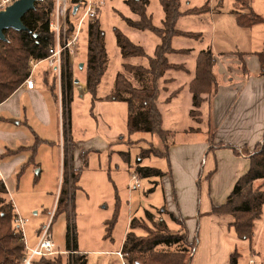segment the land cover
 I'll list each match as a JSON object with an SVG mask.
<instances>
[{"label": "rangeland", "instance_id": "374dc122", "mask_svg": "<svg viewBox=\"0 0 264 264\" xmlns=\"http://www.w3.org/2000/svg\"><path fill=\"white\" fill-rule=\"evenodd\" d=\"M81 1L78 2L79 5ZM149 1V10L152 13L154 12L153 21L156 25H160L162 20L155 18L157 12H160L162 17L159 0ZM95 2L99 7L97 13L100 17L101 28L104 33L103 40L108 62L105 74L96 90V96L100 97V99L93 100L91 95L86 91L83 92L81 90L82 87H80L81 94H78L77 99L74 98L73 101H70V103L72 102L70 106L73 118L71 136L81 142L78 149L74 151H86L84 162L80 158V153L77 154V160L75 159L78 161L77 166L82 167V169L71 192L70 207L56 213L57 199L62 182V172L60 173L59 171V165L61 166L62 163L58 159V144L61 131L60 127H58V132L57 124L55 123L41 127L39 123L34 122L32 128L36 136L47 139V143L40 142L35 145L33 161L28 160L32 154L31 147L22 151V160H19L11 171L6 172V174L4 173L3 179L7 183L9 191V196L8 193L6 194L7 199L10 198L19 217L25 221L23 232L26 243L29 246H33L36 243L39 230L49 223V230L56 250H66L67 235L71 231V233L73 232L76 248L79 250L78 254L82 253L85 255L86 264H121V258L114 252L120 250L124 235L131 230V228L129 229L130 221L132 219L136 220L137 227L133 229L136 234L145 235L147 227H151L153 230L158 229L156 223L159 219V216L157 217L159 213L157 211L163 202L161 189H150L152 182L158 180V177H140L141 186L131 189V174L136 171V165L140 163L144 166L157 167L162 171L168 170L170 158L168 157V159L165 156V152L166 145L168 146L171 141L187 143L204 140L207 137L209 147L217 145L216 143L219 140H233L238 144L247 143L249 147L245 146L251 150L253 149L251 145L255 143L254 140L260 141L262 136L263 131H261V128H264V105L257 104L255 106V111L252 115L255 120L253 121L255 125L253 130H248L247 127L240 128V131L235 130V128L229 130L228 128L214 127L215 124L213 125V121L212 123L210 121L207 131L192 132L191 130H194L196 127L200 129L201 125L199 119H197L198 117L191 116L188 111L191 107V102L189 93L183 86V75L186 76L187 74H183L184 72L181 71L183 68L176 70L174 76L179 77V83L177 84L173 80L171 81L172 72L166 73V71L163 76L165 80L162 82L165 89L160 100L166 102V98L175 90H177V95H174L173 97H176L168 104L159 102L165 112L163 115L164 128L174 131H170L169 134H163V140L157 134L149 132H129L126 126L125 102L120 103V100L101 99L105 96H118L119 94L114 89V76L116 72L113 73L112 67L114 69L119 68L132 81L133 86H142V83L137 80L136 76L124 70V64H120L119 60L116 61L118 65H111L110 57L112 56L113 45H115L113 27L120 28L133 41L137 39L138 41L135 42L137 45L144 46L147 55H151V49L139 41L148 42L149 45L150 40L147 39V36L144 38L141 35L139 37L134 34L132 35L133 32L138 30L132 29L122 21V16L135 18L126 5L125 0H95ZM204 2L205 0H180L182 10L188 7L201 6ZM252 2H255L256 6H263L264 4V0H252ZM54 3L55 0H53V9ZM78 4L74 3L70 5ZM252 6L254 5L252 4ZM241 7L237 6L236 8L242 12H247L245 8ZM52 14L50 20L52 19ZM258 14L264 17V10ZM77 17H80V14ZM73 18L72 20L76 22L75 17ZM88 20L82 24L77 48H75L72 57V76L79 79L80 86L85 81V40ZM177 27L182 30L199 31L202 33L201 40L181 36L173 39V47L188 49L190 56L207 47H211L215 52H230L232 55L230 59H236L235 53L242 50H264V25L252 27V31L238 26L232 14L231 0L224 1L221 11L217 13V16L210 18L207 13L185 16L178 20ZM258 27H261L260 32L257 31ZM139 32L143 31L139 30ZM151 38L156 40V43L158 42V39L154 35ZM184 56L186 57V55L178 54V58L176 56L172 57L170 62H181L178 59H184ZM215 56L219 61L221 55L215 53ZM146 59V56H135L122 58V62L140 65L144 64ZM186 62L191 64L193 57H187ZM245 62L250 67L254 61L252 58L250 60L246 58ZM80 63H82V67H79ZM233 63H231V68L235 69L236 66ZM219 64H217L218 66L214 70L217 78V88L222 79L219 74ZM176 81L178 80L176 79ZM70 94L72 93L70 92ZM211 97L205 100L204 104L202 103L203 105L201 104L203 115L200 116L203 121L208 116L210 117L209 119L212 118L210 102L213 106L214 100ZM59 100L62 103L64 114L65 108L61 95ZM261 115L262 117H260ZM0 125L1 128L19 129L20 133L24 135L23 137H19L22 145H27L28 147L34 144L35 136L29 128L26 129L23 126L17 128L15 124L7 122L4 124L0 123ZM53 125H55V128ZM202 125L204 126V124ZM189 127L192 129H189ZM54 141L56 145L52 143ZM224 143L227 144L228 142ZM233 143L229 144L234 145ZM143 149L146 150L145 153H149V156H141L140 153ZM208 152V155H214L212 156L213 165L214 168H218V174L214 180V184H212L213 189L214 187L216 189L220 187L221 189L227 183L229 177L233 175V168H236L234 161L231 159L232 149L220 147L209 150L208 148ZM208 152L204 154L206 155ZM35 162H39L40 164L34 166ZM207 163L208 160H206V166ZM245 163H248L249 167L248 158L245 160ZM242 164L240 162L239 165L241 166ZM72 166L78 168L75 166L74 161ZM206 166L205 168H207ZM159 185L161 186L160 183ZM151 206H154L153 211H151L155 215L154 219L149 221L145 217V209H149ZM232 237L237 236L233 235ZM249 242L251 249L247 241L235 238L234 248L239 253L236 264H264V208L261 220L258 222L255 233ZM174 248L176 247H171V249ZM105 251L112 252L105 253ZM67 253L74 252L70 250ZM70 256V254H62L46 258L55 259L62 264H70ZM249 260H252V263H248ZM43 262L36 259L33 264H44Z\"/></svg>", "mask_w": 264, "mask_h": 264}, {"label": "trees", "instance_id": "16d2710c", "mask_svg": "<svg viewBox=\"0 0 264 264\" xmlns=\"http://www.w3.org/2000/svg\"><path fill=\"white\" fill-rule=\"evenodd\" d=\"M78 4L81 0H69ZM128 8L137 18L132 19L122 16L123 21L131 28L147 30L160 38L153 55H147L142 46L133 43L119 28L114 27L116 45L119 47L122 57L146 56L147 66L124 64V70L132 73L142 86L135 87L132 81L122 72H118L114 79V89L118 96H108L110 100L125 101L128 104L127 127L129 132H149L157 134L163 140V134H169L162 126V115L157 107V101L161 91V80L168 70H179L181 64L171 63L168 55L172 53H187L188 49H174L171 41L175 36L200 39L201 32L183 31L177 27L178 20L187 15H199L208 10V2L201 6H193L181 10L180 0H160V6L164 14L161 26L154 25L152 15L148 12L149 0H125ZM248 0H233V6H242L247 12L236 11V23L241 27H250L264 22V17L248 8ZM53 9V0H38L33 9L28 10L21 18L24 29L12 28L3 31L4 38L0 39V102L7 99L27 78L31 69V60H40L48 53V48L53 42V33L49 28V21ZM237 9V8H236ZM98 12V10H97ZM104 33L100 28L99 15L88 20L86 33V64H85V89L96 98V90L101 82L107 66V52L104 46ZM260 73H264V52H258ZM66 61V60H65ZM215 57L211 48L202 49L195 59L194 77L189 83L191 108L189 114L201 119L200 106L209 97L213 96L217 89V80L213 72ZM72 69L65 62L61 75L62 99L64 116L70 114L71 101L70 90L73 85ZM52 82L51 90L55 88ZM67 91V95H65ZM177 94V90L171 92L166 102ZM69 127V126H68ZM68 129H64L65 139ZM37 141L39 139L36 137ZM210 142V140H209ZM212 148L229 147L236 155H245L249 159V167L234 184V187L225 202L211 204V210L217 214H231L234 221L231 227L239 239L251 240L258 222L261 220L264 208V134L253 149L245 145L225 144L217 142ZM35 146L29 161H33ZM141 151V156H149ZM160 153V152H159ZM80 158L85 161L86 151L80 152ZM141 160V159H139ZM82 167L74 168L65 162V170L62 175L60 192L57 199L56 213L70 207L71 192L79 178ZM136 170L141 178L160 177L163 172L155 167L138 165ZM212 172H210V175ZM7 190L0 180V264H20L23 258V239L19 229L14 224L15 211L11 200L6 197ZM165 209H159L160 214ZM145 217L151 221L154 214L145 211ZM171 219L180 226V231L174 232L167 228L163 219L159 218L158 229L147 227L145 235H137L133 229L137 227L135 219L129 223V230L124 237L120 253L126 264H188L195 245L196 237L188 240L187 230L182 218H176L170 213ZM175 246L176 248L171 249ZM72 250L74 253H67ZM70 254V264H86L85 255L78 254L73 239V232L67 235V248L65 252L53 256ZM52 257V256H51ZM238 254L233 251L230 255V263L236 264ZM44 264H62L55 259L40 257Z\"/></svg>", "mask_w": 264, "mask_h": 264}, {"label": "crops", "instance_id": "0c3cea01", "mask_svg": "<svg viewBox=\"0 0 264 264\" xmlns=\"http://www.w3.org/2000/svg\"><path fill=\"white\" fill-rule=\"evenodd\" d=\"M224 1L223 0L222 1L221 0H205V2H208V10L205 13L209 14L210 18L217 16V13L221 11ZM248 2H249L248 8L251 9L252 11L262 13V10H264V4L263 6H256L255 2H252V0H248ZM159 3H160V0H159ZM252 4L254 6H252ZM149 6H150V1L148 5V12L152 15V21H153L154 12L152 13L149 10ZM231 7H232V14L234 18H236V14H235L236 11H239V12L241 11L239 9H236L233 6V0H231ZM131 13L134 14L133 12ZM187 16H192V15H187ZM134 17L135 18H132V19L137 18L135 14H134ZM155 18L158 20L160 19L163 20L164 18L163 11H162V17L160 15V12H157L155 14ZM99 20H100V17H99ZM235 22H236V19H235ZM161 24H162V21H161ZM161 24L156 25L154 23V25L156 26H161ZM259 25H264V22L254 24L250 27H241V26L240 27L246 28L252 31V27H257ZM100 28H101V22H100ZM260 28L261 27H258L257 31L260 32L261 31ZM140 31H143V32H139L138 30V31L133 32L132 35L133 34L137 35V37L141 35L144 38L145 36L148 37L147 39L150 40L149 45H148V42L146 43L142 41H139V42L144 43L146 47L148 46L151 49L152 52L150 56H152L156 45L159 44L160 42V38L150 31H147V30H140ZM183 31H191V30H183ZM192 32H199V31H192ZM151 34L154 35L158 39L157 43H156V40L151 38L152 36ZM176 37L178 36L173 37V39ZM128 38L132 42L137 44L135 42V41H138L137 39L135 40L133 37V39L135 40L133 41L130 37ZM173 39L171 41L172 47H173V44H172ZM249 39H250V36H249ZM257 39H260V38H257ZM113 46L114 47L112 48V56L110 57L111 65L112 64L114 66L118 65V63H116L117 60L120 61V64L121 63L126 64L122 62L123 61L122 58L124 57H122V55L120 54V50H119V47L116 45V42H115V45ZM142 47L145 51L144 46ZM173 48L174 49H184V48H175V47ZM211 50L213 52V56L215 57V65L213 67V72L215 70V67L218 66L217 64L220 63L219 64L220 65L219 74L221 75L222 79H221V82H219L220 84L217 88V92H215V94L211 97L214 100L213 106L210 102L212 118L209 119L210 117L208 116V118L205 121L200 119L199 120L200 125H201L199 127L200 129H197V127L196 128L193 127L194 130H191V131L192 132L207 131V127L210 121L211 123L213 121V125L215 124L214 127L217 126L221 128H228L229 130L232 128H235V130H238V131L241 130L240 128L247 127L248 130H253L255 128L253 121L255 120L252 115L255 111V106L257 104L264 105V73L263 74L260 73V63H259V59L257 55L258 52H264V50H260V51L259 50L255 51L252 49L248 51L242 50L240 52L235 53L236 56L235 55L234 56L236 59H230V56H232L230 52H224V51L215 52L213 51V49ZM198 52H196V54L191 55L193 57V62L191 64L186 62V58L191 57L189 55L190 53L188 52L183 53V54L182 53H172L168 55L169 61L171 60L172 57H175V56L177 57L178 54L186 55V57L184 56L185 57L184 59H178V60H181V62L173 61V63L183 65V70L181 71L184 72L183 74L186 73L187 75L186 76L183 75L184 84L183 83L182 84L189 93V99H190L189 83L194 77L195 59H196ZM73 53L68 57V64L70 65L72 72H73V67H72ZM215 53H218L219 55H221V57H219L220 58L219 61L217 60ZM85 57H86V45H85ZM131 57H135V56H131ZM246 58H248L249 60L252 58V60L254 61L251 63L252 64V66H250L251 68L249 67L247 62H245ZM232 62H234L233 64L236 66L235 69L231 68ZM147 64H148V59L145 60L144 64H140V65L147 66ZM112 71L113 73L116 72L115 76L118 72H121L119 68L114 69L113 67H112ZM175 71L176 70H169L166 73L172 72L173 75H172L171 81L173 80L174 83L178 84L179 77L174 76L176 73ZM115 76H114V79H115ZM31 78L34 80L33 88L29 89L24 83H22L7 99L0 102V123L4 124L5 122H7L9 124H15L17 128L20 126H23L26 129L29 128L31 130V133L34 134L35 136L34 144L27 147V145L21 144V139L19 137H23L24 135L23 133H20L21 131L19 129L16 128L17 130H15L13 128L12 129L1 128V125H0V173L2 175L0 176L2 180L1 179L0 180L4 183L8 196H9V191L6 185L7 183L3 179L4 173L6 174V172L11 171L15 167L17 162L19 160H22L23 158L21 154L22 151H25L27 150V148H30V147L32 148L33 146H35L36 144L40 142H45V144L47 143L46 142L47 139L36 136V133L34 132L32 128V126L34 125V122L39 123L41 127H46L53 123L57 124V128L60 127L61 133L59 136L60 141L58 144V148H59L58 149V159H59V162L62 163L61 166L59 165V169H60L59 171L60 173L62 172V175H63V171L65 170L66 161L68 164L71 163L72 165L74 161L75 166L78 165V161L76 160H77V154L80 153V151L77 150L75 152L74 150L78 149L79 144L81 142H79V140H75L71 136L73 118H72V108L70 104L72 102L69 104L70 114H67L66 116H64L63 111H62V103L59 100L60 95L62 99V89H61L62 87L60 85L61 79L57 77V75L55 74L53 70L48 69L44 63L39 64L37 67H35L32 70ZM176 79L178 81H176ZM85 80H86V76H85ZM164 80L165 79L163 77L161 80V84H160L161 91H160L159 98L157 101V107L162 115V126H163V115L165 114V112L160 106L159 101H161L162 104H168L176 97V96L173 97L168 102H164V100H160L161 95L165 89L164 85L162 84ZM52 82L55 83L54 85L55 88L53 91L50 88ZM72 86L73 87L71 88L70 92L72 93L71 100L73 101L74 98L76 99L78 98V94H81V90H83V92L86 91L85 81L80 86L79 79L74 77ZM80 87H82L81 90H79ZM64 93L65 95H67V91H65ZM88 94L91 95L90 93ZM107 97L108 96H105L101 99L108 100ZM92 99L97 100V99H100V97L98 98L96 96V98L92 97ZM119 102L123 103L125 101H119ZM125 104H126L125 114H126V126H127L128 104L126 102ZM200 112H201V115H203L202 106L200 107ZM260 117H262V115ZM250 121H252L251 124H250ZM202 124H204V126ZM240 124H243V125H240ZM53 127L55 128V125H53ZM190 128L191 127H189V129ZM64 129L66 130L68 129V132H69L66 139L64 135ZM164 129L174 131L169 128H164ZM261 129H262L261 131H263L262 132V136H263L264 128H261ZM58 132H59V128H58ZM185 132H188V131H185ZM36 137L39 139V141H37ZM73 140H75L76 142ZM254 141L255 143L259 142L257 140H254ZM219 142H222V143L234 142L233 144L237 146H241V145L248 146L247 143L238 144V143H235V141L233 140H226V141L219 140ZM52 143L56 145L55 141ZM255 143L252 144L251 147H253ZM208 144L209 143H208L207 137L204 140L192 141V142H187V143H177L176 141H171L168 146L166 145L167 148L165 152V156L167 158L168 157L170 158V159L168 158L170 161V165H169L170 167L166 171L161 170L163 172V175L158 177V180L152 182L150 189L151 190L154 188L161 189V192L163 194V202H162L160 209H165V211L161 212L158 215L156 214V215L157 217L159 216V218L164 220L168 229L172 231H180L179 224L175 222L173 219H171L170 217V213H172L176 218L183 219L185 226H186V230H187V237L189 238L188 240H192L194 237H196L195 249L191 257L189 258L188 264H229L231 253H233V251H236L237 254H239L238 251L234 248V240L235 238L237 239L239 238L232 237L235 234H234L233 228L230 226L231 223L234 221V217L231 214L213 213L211 210V204H222L225 202L226 198L232 191L237 179L242 174H244L248 169V163H245V160H247V157L243 154L236 155L232 151L233 153H231L232 154L231 159L234 161V164L236 165V168H233V175L229 177V180L221 189L220 187H217V189L214 187L213 189L212 184H214V180L218 174L217 172L218 168L217 167L214 168V165H213L212 156L214 155H208L209 154ZM94 151L96 150L94 149ZM205 152H208V153H206L205 155L204 154ZM30 157L31 155L29 156V158ZM206 160H208L207 166H206ZM240 162L243 163L241 166L239 165ZM39 164H40L39 162H35L33 165L38 166ZM138 165L144 166L138 163L136 167ZM205 166L207 168H205ZM149 167H154V166H149ZM210 172H212L211 175H210ZM159 183L161 184V186L159 185ZM153 207L154 206H151L149 209H145V210L154 214L152 212ZM14 211L16 212L15 207H14ZM137 235H140V234H137ZM242 240H245V239H242ZM245 241L248 242V245L251 249L249 240H245ZM56 251H58L59 253L65 252V250L63 251L56 250ZM111 252L112 251H105V253H111ZM119 252L120 250H117L114 253L119 256L118 254ZM252 252L254 253L253 249H252ZM122 261H123V258L121 259V264H122ZM248 263H250V260L248 261Z\"/></svg>", "mask_w": 264, "mask_h": 264}, {"label": "built area", "instance_id": "2783aa9c", "mask_svg": "<svg viewBox=\"0 0 264 264\" xmlns=\"http://www.w3.org/2000/svg\"><path fill=\"white\" fill-rule=\"evenodd\" d=\"M15 1L0 0V10H5ZM70 4L73 3H70L69 0H55L52 19L49 22V28L53 33V42L50 44L48 53L44 58L30 61L31 69L23 82L29 89L34 86V80L31 78L32 70L41 63H44L48 69L53 70L57 77L61 79L64 63H68V57L77 46L83 22L93 19L97 15L99 8L95 0H82L80 5ZM75 6L76 9L74 10ZM78 14H80V17H77ZM73 17H75L76 22L72 20ZM0 176H2L1 173ZM139 178L140 176L136 170L131 174L130 187L139 188L141 186ZM15 213L14 224L22 234L24 245L23 258L20 264H33L40 257H50L59 253L54 248L55 245L49 230V223L39 230L36 243L33 246H29L26 243L23 232L25 221L19 217L17 212ZM118 254L122 259V254L120 252ZM250 262L252 263V260ZM122 264H126L124 260Z\"/></svg>", "mask_w": 264, "mask_h": 264}, {"label": "water", "instance_id": "95a60500", "mask_svg": "<svg viewBox=\"0 0 264 264\" xmlns=\"http://www.w3.org/2000/svg\"><path fill=\"white\" fill-rule=\"evenodd\" d=\"M38 0H16L5 10H0V39L4 38L5 29H24L21 18L30 9H33ZM76 6L74 7V10ZM82 67V63L79 64Z\"/></svg>", "mask_w": 264, "mask_h": 264}]
</instances>
